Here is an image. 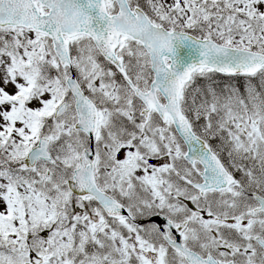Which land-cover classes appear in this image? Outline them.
<instances>
[{
	"label": "snow or ice",
	"instance_id": "obj_1",
	"mask_svg": "<svg viewBox=\"0 0 264 264\" xmlns=\"http://www.w3.org/2000/svg\"><path fill=\"white\" fill-rule=\"evenodd\" d=\"M0 264H264V0H0Z\"/></svg>",
	"mask_w": 264,
	"mask_h": 264
},
{
	"label": "water",
	"instance_id": "obj_2",
	"mask_svg": "<svg viewBox=\"0 0 264 264\" xmlns=\"http://www.w3.org/2000/svg\"><path fill=\"white\" fill-rule=\"evenodd\" d=\"M181 52L186 63H190L198 58L197 47L191 41H185V43L181 46Z\"/></svg>",
	"mask_w": 264,
	"mask_h": 264
}]
</instances>
